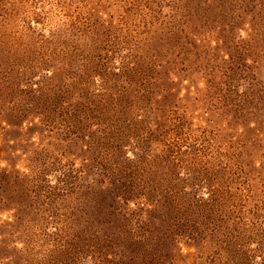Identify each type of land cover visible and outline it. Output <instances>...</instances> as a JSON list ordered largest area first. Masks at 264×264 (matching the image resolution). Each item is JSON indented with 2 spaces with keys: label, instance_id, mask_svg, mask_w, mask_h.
Returning <instances> with one entry per match:
<instances>
[{
  "label": "rangeland",
  "instance_id": "1",
  "mask_svg": "<svg viewBox=\"0 0 264 264\" xmlns=\"http://www.w3.org/2000/svg\"><path fill=\"white\" fill-rule=\"evenodd\" d=\"M13 71L41 114L14 107ZM90 91L130 133L107 147L110 165L99 126L77 115ZM165 158L191 164L198 187L183 200L209 204L191 237L163 206L185 177ZM134 164L149 182L127 201L118 183ZM83 248L123 264L135 248H157L158 264H262L264 0H0V264L106 259Z\"/></svg>",
  "mask_w": 264,
  "mask_h": 264
},
{
  "label": "trees",
  "instance_id": "2",
  "mask_svg": "<svg viewBox=\"0 0 264 264\" xmlns=\"http://www.w3.org/2000/svg\"><path fill=\"white\" fill-rule=\"evenodd\" d=\"M245 3L255 2V0H244ZM17 70V68L15 69ZM19 70V68H18ZM21 70V69H20ZM24 71L19 72H10L11 74L10 79L8 80V77L5 76L3 85H8L12 87V93L9 94L11 97H14V107L19 111L20 114H24L26 112H30L31 108L34 106L35 109L38 108V113L41 114V111L39 110V106L45 104L40 103L39 101L35 100L34 93L32 94L31 89L27 88V85L25 81L29 77L28 74L23 73ZM5 88V86H4ZM84 95L82 97L85 100V104H82V106H78L77 108L78 117L82 119L83 124L87 123L86 125L92 124L99 126V133H96L97 137L100 138V143L97 142L94 144L95 149L97 150V160L101 162V164L104 165H110L111 163H114L113 156L111 150L107 148L110 143L115 139V147H121V145H124L123 139H127L129 137V132H123V129L120 128V126L117 125L115 118L106 115L107 106H105V103L100 99H98V94H95L96 91H90L83 92ZM59 103V102H58ZM64 104V103H63ZM88 105H92L95 109V113L92 114L90 111H88ZM61 109V108H60ZM66 108L62 107V116L66 115ZM80 115V116H79ZM47 117H50L47 115ZM66 117V116H64ZM108 117V118H106ZM76 128V132L79 134L83 130V126H78ZM91 129V127L89 128ZM119 135V136H117ZM123 138V139H122ZM120 139V140H119ZM181 163L187 166L190 169V172L188 174L181 172L178 170V167L180 168L181 165L178 163H175L173 158H165V165L167 170L169 171V175H175V176H185L184 178H180L179 180H170L168 189L165 190L163 193L164 196V202L163 206L167 207L169 209V218H172V222H174V225L170 226L173 227L174 230H177L182 234V231H185L186 235L188 237H191L189 235L193 236V231L195 230V226L192 222H194V219L198 215H204V208L209 204H199L200 200L196 199L195 202L190 201H184L183 197L186 195L193 194L192 191H194L198 187L197 184L193 181H195V177L190 176L191 172V164L183 160L182 158H179ZM135 164L132 168H123L122 175L119 179L118 183V189L119 193L122 199H125L128 201V195L130 193H134V190L137 189L138 197L141 195V192L139 189H142L145 185V182H149L148 179L143 176H140V173L135 170ZM185 174V175H184ZM193 174V173H192ZM65 179L62 180L64 183ZM191 184H190V183ZM197 197V195H196ZM118 201L115 200L112 204L113 209L118 208ZM203 208H201V207ZM209 209V206L206 207V210ZM127 209L126 211H128ZM124 212L127 216L129 212ZM196 216V217H195ZM205 223V222H204ZM85 249V256L92 255L95 260L101 256H106L107 250L106 248H83ZM152 251L148 249H140L135 248V254L130 256L129 259L131 261V264H158L159 259V252L157 248H149ZM228 253L232 252L231 248H225ZM264 250V248H262ZM244 252V249H243ZM70 253V259L71 261L78 260L77 255L78 253L72 249L69 251ZM112 255V254H111ZM78 256V255H77ZM264 257V256H263ZM102 260V259H100ZM85 264V259L84 263ZM97 264H123L121 261V254H119L117 251L114 252V255L112 256H106V259L102 260V262ZM235 264H252L250 259L248 257H242L236 261ZM262 264H264V259L262 261Z\"/></svg>",
  "mask_w": 264,
  "mask_h": 264
}]
</instances>
